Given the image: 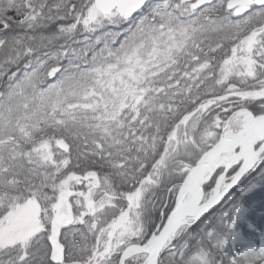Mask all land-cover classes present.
Instances as JSON below:
<instances>
[{
    "label": "snow or ice",
    "instance_id": "obj_1",
    "mask_svg": "<svg viewBox=\"0 0 264 264\" xmlns=\"http://www.w3.org/2000/svg\"><path fill=\"white\" fill-rule=\"evenodd\" d=\"M0 264H264V0H0Z\"/></svg>",
    "mask_w": 264,
    "mask_h": 264
}]
</instances>
